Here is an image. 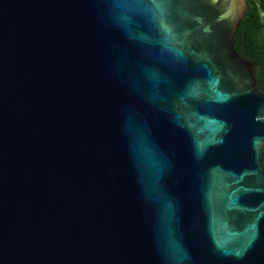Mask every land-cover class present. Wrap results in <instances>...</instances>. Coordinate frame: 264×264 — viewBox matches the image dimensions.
<instances>
[{"label": "water", "instance_id": "1", "mask_svg": "<svg viewBox=\"0 0 264 264\" xmlns=\"http://www.w3.org/2000/svg\"><path fill=\"white\" fill-rule=\"evenodd\" d=\"M246 11L0 0V264H264Z\"/></svg>", "mask_w": 264, "mask_h": 264}, {"label": "trees", "instance_id": "2", "mask_svg": "<svg viewBox=\"0 0 264 264\" xmlns=\"http://www.w3.org/2000/svg\"><path fill=\"white\" fill-rule=\"evenodd\" d=\"M247 11L236 30L234 47L243 58L258 63L257 85L264 90V0H246ZM262 165L264 169V146Z\"/></svg>", "mask_w": 264, "mask_h": 264}]
</instances>
